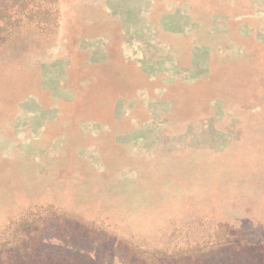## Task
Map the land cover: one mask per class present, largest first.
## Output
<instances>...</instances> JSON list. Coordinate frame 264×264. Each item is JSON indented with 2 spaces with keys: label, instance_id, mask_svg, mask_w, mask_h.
<instances>
[{
  "label": "rangeland",
  "instance_id": "rangeland-1",
  "mask_svg": "<svg viewBox=\"0 0 264 264\" xmlns=\"http://www.w3.org/2000/svg\"><path fill=\"white\" fill-rule=\"evenodd\" d=\"M0 3V259L264 264V0Z\"/></svg>",
  "mask_w": 264,
  "mask_h": 264
},
{
  "label": "trees",
  "instance_id": "trees-1",
  "mask_svg": "<svg viewBox=\"0 0 264 264\" xmlns=\"http://www.w3.org/2000/svg\"><path fill=\"white\" fill-rule=\"evenodd\" d=\"M5 10L6 7L0 3V22L5 18ZM57 248L39 242L12 243L5 251L7 258L0 259V264H109L106 257L96 255L91 246L80 252L81 249L73 244V253H67L66 247L62 250Z\"/></svg>",
  "mask_w": 264,
  "mask_h": 264
}]
</instances>
